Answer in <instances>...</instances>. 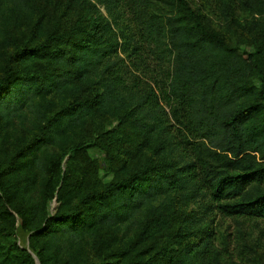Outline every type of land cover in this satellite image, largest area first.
<instances>
[{"label": "trees", "instance_id": "obj_1", "mask_svg": "<svg viewBox=\"0 0 264 264\" xmlns=\"http://www.w3.org/2000/svg\"><path fill=\"white\" fill-rule=\"evenodd\" d=\"M68 1L56 14L46 0H0V264H35L17 221L38 264H255L242 258L257 253L250 234L238 230L234 259L208 230L184 244L190 225L173 221L206 199L262 225L264 241V0H94L109 20ZM240 13L259 19L243 25ZM207 17L256 32L252 52ZM107 117L120 134L89 146L105 150L100 166L81 142Z\"/></svg>", "mask_w": 264, "mask_h": 264}, {"label": "rangeland", "instance_id": "obj_2", "mask_svg": "<svg viewBox=\"0 0 264 264\" xmlns=\"http://www.w3.org/2000/svg\"><path fill=\"white\" fill-rule=\"evenodd\" d=\"M47 2L41 3L40 5L46 10L50 12H56L58 14L61 12L64 7L58 8L57 4L59 0H46ZM192 9L199 10V0H185ZM65 5L69 4L68 0H61ZM90 3L95 6L96 10H94L93 13L97 12L98 16L102 17L105 20H109V15L105 12L102 5L97 4L94 0H75L71 2L72 8H81L84 4ZM92 11V10H91ZM204 16H206L204 14ZM238 20L243 24L246 25L249 22H252L253 20H258V17H255L249 13H240L238 14ZM208 26L213 29L215 32H218L221 34L227 44L231 47L237 48L240 52H252L254 47V41L257 40L256 38V32H247L244 34L241 32L239 28H237L234 25L226 24V23H219L215 21L212 18L207 17ZM247 31V30H246ZM18 39H20V34H17ZM9 49H0V61L5 58V55L9 53ZM159 77V81L162 82V84H165L167 82L168 77V71L165 70L162 74H157ZM257 82V81H256ZM258 88L260 87L259 83L256 85ZM119 133L120 128L118 126V122L115 117H107V118H100L95 119L91 122V124L87 127H85L83 131V141L81 142V145H86L85 148L88 156L92 160H96L100 166H103L104 162L106 161V152L102 148L99 147H89L92 143L100 141L102 138H99L98 135L108 133ZM120 134V133H119ZM118 134V135H119ZM129 134V133H127ZM130 137V136H129ZM71 142L79 141V137L77 135H72L70 137ZM68 155V154H67ZM64 157V160L62 162V171H65L66 168V161L68 159V156ZM141 157V156H140ZM69 168H74L72 164H69ZM99 179L102 183H106L111 180V176L109 173H107L105 170L99 171ZM56 193L54 194L55 197ZM208 201L206 199H200L195 203L188 204L186 206H180L178 207L177 214L173 221V229L176 230L177 226L182 223L188 221V237L186 239H197L203 231L208 230L210 233H212V237L216 240V246L219 248L226 249L229 253L232 254V257L234 259H238L237 254L238 251L235 250L234 244H235V237H238V230L243 231L244 234H250L249 237H247L244 240V243L250 246V251L253 252V248L255 246V251H257L256 254H250L249 256L243 255V259H257L255 264H264V241L259 242V231L262 229V225L259 228V230L255 229L254 226L247 223L244 225H239V221L223 218L218 213L212 212L211 208L209 210H205V207H207ZM56 199L53 198L47 207L48 214H53L56 210ZM194 217L192 218L195 223H189V218L187 217ZM192 225V226H191ZM17 231H16V243L19 246V248L26 250L32 258L35 259V264H38L36 260V256L34 253L30 250L29 247V233L24 231L20 228V222L17 221L16 223ZM209 233V234H210ZM236 234V235H235ZM192 240H183L184 244L191 243ZM109 243V236H103L101 241V248L104 249L105 246ZM249 251V250H248ZM260 259V260H258Z\"/></svg>", "mask_w": 264, "mask_h": 264}]
</instances>
